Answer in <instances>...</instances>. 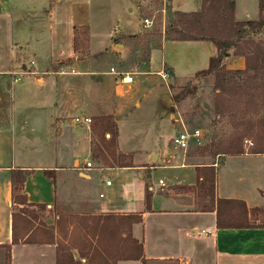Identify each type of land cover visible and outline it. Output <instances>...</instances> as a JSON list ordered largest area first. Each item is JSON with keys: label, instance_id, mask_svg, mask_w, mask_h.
<instances>
[{"label": "crops", "instance_id": "obj_1", "mask_svg": "<svg viewBox=\"0 0 264 264\" xmlns=\"http://www.w3.org/2000/svg\"><path fill=\"white\" fill-rule=\"evenodd\" d=\"M94 2L0 0V264H4L6 246H10V264L56 262V244L11 245L14 205L10 173L15 169L27 172L20 194L26 205H33L17 204L16 210L45 206L40 212L45 220L38 216L35 226L43 223L55 228L60 215L141 214L131 235L142 246L143 261L117 264H264V213L260 211L264 210V153L250 154V146L244 144L242 154H220L216 160L201 155L212 161L187 163L188 156L170 144L181 132L178 112L175 110L174 117L169 114L168 119L157 112L141 116L136 112L145 100H152L154 109L157 96L159 102L172 107L165 77L192 79L207 69L214 55L212 46L205 41L163 40L160 48L150 50L146 70L128 72L133 81L118 103L112 95L114 77L113 87L106 85L104 81L112 80L104 78L111 76L109 70L94 69L92 56L116 54L120 61L126 60L128 48L114 45L112 40L141 34L147 28L140 17L142 5L136 0ZM168 5L173 12L196 13L201 0H170ZM162 13L164 16V9ZM257 17L258 0H234L235 22L256 21ZM103 22L109 30L101 28ZM82 26L89 30L86 53L91 58L78 60L72 47L73 29ZM101 40L104 44L100 45ZM222 64L228 70L244 69V59L234 57L233 50ZM61 69L67 73L56 75ZM25 71L37 75H20V81L12 83L13 74ZM163 90L161 99L158 92ZM105 116L116 122V154L129 157L131 167H106L91 159L96 169L77 171L82 162L78 155L85 153L91 158L94 146L90 124L83 119ZM133 116L143 124V140L148 138V120L156 121L161 134L154 141L129 142L123 126ZM207 137L204 132L198 144H207ZM196 168L213 170L212 209L208 196L196 186ZM114 172L123 177L113 187L109 177ZM146 196L150 197L149 211L145 209ZM217 199L242 202L250 227L217 229ZM54 238L60 239L55 229ZM72 255L78 259L75 251Z\"/></svg>", "mask_w": 264, "mask_h": 264}, {"label": "trees", "instance_id": "obj_2", "mask_svg": "<svg viewBox=\"0 0 264 264\" xmlns=\"http://www.w3.org/2000/svg\"><path fill=\"white\" fill-rule=\"evenodd\" d=\"M166 0L163 8L157 9L158 23L153 25V34L157 43L148 40L142 42V49H136L132 54L130 64L137 63L142 70L147 69L151 49H158L165 41H205L210 43L214 55L209 58L207 69L200 71L187 81L179 92L172 96L176 103L187 96H194L197 89L193 81L203 76H212V91L214 93L213 112L216 116L224 117L225 103L234 97H244L247 104L255 106L260 111L261 103L264 107V42L249 38L264 28V0H258L259 16L256 21L235 22L234 0H201V8L196 13H180L171 11ZM164 9V16L161 15ZM144 9L140 8V17ZM148 20V19H147ZM141 34L132 36H116L114 45H122L121 39L139 40ZM89 30L87 26L73 29V51L83 52L88 49ZM125 46V45H124ZM233 50L234 57L244 59L243 70H228L222 61ZM128 62L121 61L120 66L125 69ZM122 72H127L122 70ZM170 77H173L169 71ZM172 90V87H168ZM257 112V111H256ZM256 114V113H255ZM260 117V116H259ZM248 123V132L255 140L256 147L248 151L250 154L264 153V119L259 118L256 123ZM198 126V125H197ZM196 126V128H197ZM90 130L97 138L98 147L91 151V159L102 163L106 167H131L124 155L116 154L117 127L112 116L94 117L90 119ZM195 130V129H194ZM193 130H188L191 132ZM105 135L109 139H105ZM240 138H231L225 144L210 138L204 146H200L198 154L217 156L238 155L243 151ZM196 186L209 198L210 209L213 205L214 173L212 168H196ZM49 173V172H48ZM27 172L20 169L10 173L12 203L14 205L11 224V245L17 244H56L55 264H117L120 261H143L142 246L132 238L131 228L141 222V214L102 215V216H71L60 215L55 228L46 227L43 223L34 225L40 212L45 206L34 205L36 211L26 210L25 207L16 210V205H26V199L20 194ZM33 206V205H26ZM145 209L150 210V197H145ZM264 213V210H260ZM217 229L249 228L247 209L242 202L232 200L215 201ZM54 229L60 239L55 240ZM5 250L4 264H10V246ZM77 253L78 259L73 258L72 252ZM82 260L84 262H82Z\"/></svg>", "mask_w": 264, "mask_h": 264}, {"label": "rangeland", "instance_id": "obj_3", "mask_svg": "<svg viewBox=\"0 0 264 264\" xmlns=\"http://www.w3.org/2000/svg\"><path fill=\"white\" fill-rule=\"evenodd\" d=\"M137 3L141 6L142 9H144L143 16H146L149 21L152 22V24L158 23L159 14L157 12V9L163 8V0H136ZM89 3V1H87ZM91 3H95L94 0H91ZM93 17H95V7H92ZM163 15V13H161ZM258 16H259V10H258ZM258 19V17H257ZM104 24L101 26L102 29L109 30L108 23L103 22ZM148 26L147 28L142 29V37L139 40H124L121 39V44L125 45L126 48H128V57L126 58V62H128V65L123 69L120 66V60L118 59L116 54H99L92 56V67L96 70L101 71H108L110 67H113L117 71L125 70L127 72H138L142 69V66L135 64H130V61L132 60V54L133 52L142 49V42L147 38L145 35H151L148 37V40L152 42L153 45L157 43V38L154 37L153 34V25ZM103 32H108L104 31ZM249 38H252L254 41H262L264 42V28L259 31L256 34L250 35ZM104 44V40L100 41V45ZM86 51H81L78 53V60H85L86 58H91V56L87 55ZM62 70V69H61ZM105 79L111 78L112 80L104 81L106 85H112L113 87V77L112 76H105ZM166 83L168 84V87L171 86L172 90L170 91V98L172 100V96L176 95L179 92V89L181 87H184L187 84V81H177L174 79H168L165 77ZM198 81H193L192 85H195V88L197 89L196 94L194 96H187L184 100H180L179 102L176 101V103L172 100L173 106L169 107L167 106L165 101H160V98L157 96L156 98V104L153 107L150 106V103H152V100H145L141 104L140 110H137L136 112L142 114H147L149 112L152 113H158L161 115H166V119H168L169 114H172L173 117L176 115V112H178L179 117L182 119L183 124L185 126V129L188 130H194V129H200L207 133V138H214L215 141H222L223 144L227 142V140L231 138H240V146L242 147L244 144L250 146L248 151L256 147L255 140L250 136L248 132V123H246L249 120H252L254 123L257 122L259 118L264 119V107L261 103L260 111L258 109H255L254 105L247 104V99L244 97H234L230 102L227 104L225 103L224 109L226 110V115L224 117L222 116H216L213 112V99H214V93L212 91V76H201L197 78ZM163 92L159 91L158 94H164ZM118 94L120 96H115V92L112 89V95L114 99L120 103L123 98L127 95L124 92L119 89ZM161 99L164 98V95L160 96ZM175 108V109H174ZM156 110V111H154ZM257 111V112H256ZM256 113V114H255ZM260 116V117H259ZM147 123L150 124V127H148L149 133L148 138L142 139L143 132L142 128L143 124H141L140 118L137 117L135 119V116L131 117L130 119L126 120V124L123 126V134L127 137L126 139L129 140V142H134V144H140V140H143L146 142V140L154 141L156 138V135L160 132L156 129L157 123L154 120H148ZM198 125V126H197ZM197 126V128H196ZM161 134V133H160ZM209 141V140H208ZM246 142L251 143V145H248ZM94 146L92 150H96L95 147H98L97 138L94 137ZM206 143V142H205ZM162 145V144H161ZM161 145H159L161 148ZM201 145L196 143L194 140L191 142V145L186 152V162H196V163H204L208 161H212V159L216 160V156H213L212 159L200 157L198 154V148ZM203 146V145H202ZM190 157V158H189ZM78 158L80 161H82L83 158H86L90 160L91 158L87 156L85 153H80L78 155ZM96 164V163H95ZM99 164V163H97ZM101 165V164H100ZM105 167V166H104ZM122 173H111L110 181L113 184V187L118 185V183L122 180L121 179ZM103 190V189H102ZM167 190V189H166ZM26 210H30L28 207L25 208ZM34 212H37L36 209L33 210ZM39 213V212H37ZM39 218L41 217L40 221L45 220V218H42L43 216L39 213ZM46 223V221H45ZM83 262V261H82Z\"/></svg>", "mask_w": 264, "mask_h": 264}, {"label": "built area", "instance_id": "obj_4", "mask_svg": "<svg viewBox=\"0 0 264 264\" xmlns=\"http://www.w3.org/2000/svg\"><path fill=\"white\" fill-rule=\"evenodd\" d=\"M152 24L151 21L145 19L143 20V25L144 27H148ZM30 65L32 66L33 63L30 62ZM67 72L63 71V70H57V72L55 73L56 75H64ZM24 74H29V75H37L36 72H22L19 74H13L14 78L12 79V83H17L20 81V75H24ZM108 74L114 77V84H115V95L116 96H120L118 94V90L120 89L123 92H125V89L131 85L133 78H132V73H128V72H122V71H117L114 68H110L108 71ZM83 122L87 125L90 124V119H83ZM177 122L179 123L180 127H181V132L177 133L170 141L171 147L179 150L182 152L183 155L186 154L189 145H190V141L194 140L196 143H200L204 137V131L200 130V129H195L191 132H188L185 129V126L183 124L182 119L179 117V115L177 116ZM248 145H251V143L246 142ZM96 169L93 164L91 159H83L81 163H78V165L76 166V170L83 172V171H92ZM110 182L107 181L106 185H109ZM158 184L160 186H163L162 182L159 181Z\"/></svg>", "mask_w": 264, "mask_h": 264}, {"label": "water", "instance_id": "obj_5", "mask_svg": "<svg viewBox=\"0 0 264 264\" xmlns=\"http://www.w3.org/2000/svg\"><path fill=\"white\" fill-rule=\"evenodd\" d=\"M153 158H155L156 159V155H154V157Z\"/></svg>", "mask_w": 264, "mask_h": 264}]
</instances>
